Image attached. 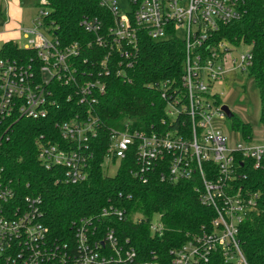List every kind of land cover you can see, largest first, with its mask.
Wrapping results in <instances>:
<instances>
[{
    "label": "built area",
    "instance_id": "2783aa9c",
    "mask_svg": "<svg viewBox=\"0 0 264 264\" xmlns=\"http://www.w3.org/2000/svg\"><path fill=\"white\" fill-rule=\"evenodd\" d=\"M97 1L111 25L106 27L97 17L84 19L81 25L96 36L89 46L107 51L103 62L126 63L132 69L142 35L156 42L180 39L185 44L180 83L150 86L159 89L166 102L162 126L151 134L113 132L105 161L124 159L131 147L137 154L136 175L143 178L158 171L162 181H191L202 205L215 210L210 230L202 227L199 235L171 251L165 264H207L217 254L224 264H248L240 227L260 210L261 196L242 186L247 178L243 168L246 162L254 169L262 166L264 138L253 143L227 134L216 123L226 115L221 111L223 94L215 89L235 71L248 72L253 62L251 49L233 58V46L215 41L222 26L242 17L244 0H129L128 12L117 0ZM48 14L47 9L41 10L31 28L20 29L26 40L21 48L35 51L36 58L20 61L4 56L0 48V145L11 140L19 121L46 119L58 106L55 83L73 88L68 100L76 98L80 103L95 102V93L105 91L98 81L86 80L89 72L79 64L81 47H63L50 31L53 26L47 28ZM116 54L124 60L117 61ZM76 116L56 125L63 147L44 136L36 142L38 161L48 170H63L65 182L72 185L88 179L90 143L97 135L96 120ZM41 208L40 197L19 198L0 168V264H161L140 261L137 252L127 248L129 241L121 242L113 230L100 226L112 216L121 220L123 212L111 208L82 218L72 225L71 235L57 238L44 223ZM155 218L151 232L162 236L161 217ZM136 220L141 222L142 217Z\"/></svg>",
    "mask_w": 264,
    "mask_h": 264
},
{
    "label": "trees",
    "instance_id": "16d2710c",
    "mask_svg": "<svg viewBox=\"0 0 264 264\" xmlns=\"http://www.w3.org/2000/svg\"><path fill=\"white\" fill-rule=\"evenodd\" d=\"M48 11L45 25L53 26L63 47L77 44L81 47L79 64L89 72L86 80L105 86L104 93H95L96 101L80 103L68 100L73 88L54 84L58 106L51 109L42 120L22 119L14 126L10 141L0 145V168L12 182L19 198L27 196L42 199L43 221L51 233L61 238L71 235L72 225L82 218L96 217L104 210L123 212V218L104 219L101 227L113 230L121 242L129 241L128 249L137 252L140 261H170V252L182 247L202 232L210 230L215 210L202 205L191 181L171 183L162 181L158 171L145 177L136 175L137 154L130 150L114 176L104 172V164L113 132L133 131L153 133L166 119V102L160 90L150 87L156 83H180L185 44L180 39L156 42L145 35L140 37L139 56L131 69L115 62H103L107 51L97 48L95 35L87 32L84 19L101 18L109 27L108 13L97 0H44ZM215 41L233 47L250 46L253 62L249 75L255 79L262 104L261 122L264 131V0H244L243 14L216 34ZM1 53L13 59L28 61L36 52L25 50L14 42L2 46ZM122 61L120 54L115 55ZM86 61V62H85ZM123 74H120V73ZM89 117L97 121V135L92 138L89 177L77 185L64 180L61 169H46L37 158L36 142L42 136L61 147L65 144L58 127L76 118ZM233 127L251 140L253 129L234 117ZM118 160L113 158V163ZM245 163L244 188L260 193V210L250 214L240 227L239 239L248 264H264V161L259 169ZM247 166V167H246ZM159 215L164 225L162 236L153 235L150 222ZM138 216L142 221L136 220ZM207 264H224L222 257L214 255Z\"/></svg>",
    "mask_w": 264,
    "mask_h": 264
},
{
    "label": "rangeland",
    "instance_id": "374dc122",
    "mask_svg": "<svg viewBox=\"0 0 264 264\" xmlns=\"http://www.w3.org/2000/svg\"><path fill=\"white\" fill-rule=\"evenodd\" d=\"M123 11L130 10L129 0H117ZM44 0H0V48L7 42H14L19 47H25L26 40L21 28L29 29L32 21L35 20L39 12L43 9ZM48 38L51 35L46 33ZM250 46L241 45L231 48V56L239 57L250 50ZM218 92H222L221 106H228L235 117L243 123L250 124L253 129L252 142L263 141V124L261 122L262 104L260 91L255 79L249 72L242 73L235 71L215 87ZM227 134L235 140L241 138L242 133L234 129V118L227 117L216 121ZM119 161L116 163L105 161L104 172L108 176H114L118 170ZM156 219V218H155Z\"/></svg>",
    "mask_w": 264,
    "mask_h": 264
},
{
    "label": "water",
    "instance_id": "95a60500",
    "mask_svg": "<svg viewBox=\"0 0 264 264\" xmlns=\"http://www.w3.org/2000/svg\"><path fill=\"white\" fill-rule=\"evenodd\" d=\"M221 111L226 115L227 118L233 119L235 115L232 113V111L229 109L228 106L224 105L221 107Z\"/></svg>",
    "mask_w": 264,
    "mask_h": 264
},
{
    "label": "crops",
    "instance_id": "0c3cea01",
    "mask_svg": "<svg viewBox=\"0 0 264 264\" xmlns=\"http://www.w3.org/2000/svg\"><path fill=\"white\" fill-rule=\"evenodd\" d=\"M33 21H34V20H33ZM33 21H32V22H33Z\"/></svg>",
    "mask_w": 264,
    "mask_h": 264
}]
</instances>
